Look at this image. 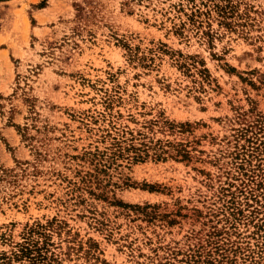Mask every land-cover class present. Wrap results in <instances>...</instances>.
Wrapping results in <instances>:
<instances>
[{"label":"rangeland","instance_id":"1","mask_svg":"<svg viewBox=\"0 0 264 264\" xmlns=\"http://www.w3.org/2000/svg\"><path fill=\"white\" fill-rule=\"evenodd\" d=\"M0 264H264V0L1 1Z\"/></svg>","mask_w":264,"mask_h":264},{"label":"trees","instance_id":"2","mask_svg":"<svg viewBox=\"0 0 264 264\" xmlns=\"http://www.w3.org/2000/svg\"><path fill=\"white\" fill-rule=\"evenodd\" d=\"M1 1H4V0H0V2ZM164 122V126H166L169 130H173L174 128H175V125L174 124H172V123H169V122H167V121H163ZM180 127H182V126H180ZM141 145H143V146H145L146 144H141ZM131 147V146H130ZM258 148V147H257ZM131 149H135V148H131ZM257 150V149H256ZM137 154H135V156H134V158H135V160H137V159H140V154H138V152H136ZM183 157H186V155L185 154H183Z\"/></svg>","mask_w":264,"mask_h":264}]
</instances>
